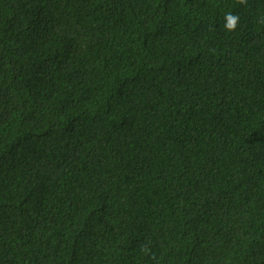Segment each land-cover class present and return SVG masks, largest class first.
Listing matches in <instances>:
<instances>
[{
    "label": "trees",
    "instance_id": "1",
    "mask_svg": "<svg viewBox=\"0 0 264 264\" xmlns=\"http://www.w3.org/2000/svg\"><path fill=\"white\" fill-rule=\"evenodd\" d=\"M0 264H264V0H0Z\"/></svg>",
    "mask_w": 264,
    "mask_h": 264
},
{
    "label": "clouds",
    "instance_id": "2",
    "mask_svg": "<svg viewBox=\"0 0 264 264\" xmlns=\"http://www.w3.org/2000/svg\"><path fill=\"white\" fill-rule=\"evenodd\" d=\"M239 3H244L245 0H238ZM225 19L227 21V23L225 24V29L229 32L235 30L236 26H237V22L239 20V17L233 14H226ZM146 251V249H145Z\"/></svg>",
    "mask_w": 264,
    "mask_h": 264
}]
</instances>
